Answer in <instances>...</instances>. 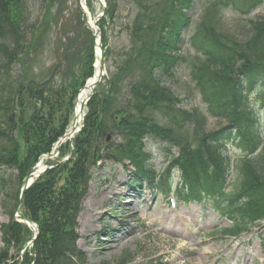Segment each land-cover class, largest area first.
<instances>
[{
  "label": "trees",
  "instance_id": "trees-1",
  "mask_svg": "<svg viewBox=\"0 0 264 264\" xmlns=\"http://www.w3.org/2000/svg\"><path fill=\"white\" fill-rule=\"evenodd\" d=\"M105 1V16L99 25L107 57L110 51L103 23L109 18L114 24L118 2ZM130 1L134 11L128 33L130 45L120 52L121 59L110 77L95 88L80 132L72 143L59 147L60 158L66 153L70 158L52 164L23 195V214L38 224L39 235L31 248L34 256L27 252L20 264H85L83 252L77 247V217L92 177L90 165L100 159H127L135 168L132 178L140 183L146 180L155 188V170L146 164L151 157L146 149L149 140L159 143L168 158V169L177 166L181 171L183 180L178 193L183 200H212L213 209L230 220V227L220 229L222 234L238 235L264 220V153L254 158L264 143V128L259 127L247 103L248 94L264 86V18L251 23L252 33L245 42L224 35L220 38L207 30H198L193 37V47L204 58L193 71L196 88L207 115L226 121L207 130L195 109L177 108L178 99L161 85L162 79L172 76L183 61L184 34L192 22L196 0ZM208 1L218 9L241 15L262 3ZM17 4V0H0V45L5 46L0 47V169L16 165L21 179L65 133L75 95L92 75L93 54L92 35L87 29V48L82 57L76 58L82 64L80 70L75 72L73 64H67L70 54L63 57L69 70L67 82L57 81L60 64L47 77L36 79L34 71L30 76L28 66L47 26L45 20L37 25L23 24L25 18ZM48 15L46 11L44 16ZM27 29L31 32L28 39ZM82 36L76 34L74 41L79 42ZM13 61L18 68L10 67ZM19 141L24 145L22 158ZM100 144L107 150L103 156L98 155ZM228 144L243 156L238 165V186L231 191H226L227 175L223 174L226 166L228 172L224 149ZM172 148H177V156ZM5 182V176L0 174V187ZM3 227L4 241L8 242L7 238H14L18 232V224ZM4 259L0 252V264ZM125 261L124 258L121 263Z\"/></svg>",
  "mask_w": 264,
  "mask_h": 264
},
{
  "label": "rangeland",
  "instance_id": "rangeland-1",
  "mask_svg": "<svg viewBox=\"0 0 264 264\" xmlns=\"http://www.w3.org/2000/svg\"><path fill=\"white\" fill-rule=\"evenodd\" d=\"M117 2L114 24L109 18L103 23L110 51L106 57L107 71L104 81L110 77V72L114 71L116 62L121 59L120 52L128 48L131 40L128 33L134 16L133 4L130 0ZM17 3L16 7L22 18H25L23 24L37 25L45 20L47 26L42 43L38 51L33 53L31 64L28 66L30 76H33L34 71L36 79L39 76L47 77L53 67L60 64L62 69L57 81L67 82L69 70L66 65L73 64L75 72H78L82 64L76 58L83 56L89 42L86 22H83L81 10L77 9V1L17 0ZM86 5L92 19L101 12L97 0H86ZM46 11L49 12L48 16H44ZM260 18H264V0L247 15L218 9L208 0L194 2L192 23L185 33L186 42L182 49L183 61L172 76L162 79L161 85L173 92L178 99L177 108L184 111L195 109L199 122H202L207 130L216 129L226 121L209 117L200 98L193 71L203 63L204 58L193 47L192 37L198 30H207L218 34L220 38L224 35L245 42L252 33L251 23ZM78 33L83 36L79 42H75L74 38ZM30 35L28 30L27 39ZM7 39H10V36ZM255 50L257 49H253ZM66 53L71 55L67 64L66 59H63ZM93 58L94 64V51ZM10 67L18 68L19 65L13 61ZM247 103L255 113L259 127L263 129V85L248 94ZM19 142V157L22 158L24 145ZM159 148L156 141L149 140L146 143L147 151L151 152L146 164L153 165L156 172L160 173L157 181L160 182L154 190L148 187L146 182L140 185L131 179L133 169L126 159L123 163L100 159L99 164L95 162L90 165L92 177L87 183V194L82 199V209L77 217V231L80 234L77 245L83 252L85 264H122L124 258L126 264H264V220L247 232L230 236L220 231L230 227V222L212 208L215 203L212 207L209 201L202 204L181 200L175 205L170 203L171 195L178 193L177 188L182 184L183 177L177 166L170 169L166 167V157L161 154ZM224 149L229 165L228 172L226 166L223 174L228 178L226 191H231L238 186V165L243 156L233 145L225 146ZM106 151L104 144L98 146V155L103 156ZM176 152L174 148V153L177 154ZM260 153H264V145L254 158ZM59 160H63L60 155L49 158L45 165L51 166ZM31 168L32 166L30 170ZM30 170L19 179L16 165L3 166L0 169V174L6 179L5 184L0 187V252L5 255L2 264H20L29 249L24 247L33 232L17 221L15 213L17 210L21 216H25L23 199L18 209L16 206L20 188ZM167 188L171 189V193L166 198ZM9 223L18 224V232L14 238H7L8 242H5L3 226Z\"/></svg>",
  "mask_w": 264,
  "mask_h": 264
},
{
  "label": "water",
  "instance_id": "water-1",
  "mask_svg": "<svg viewBox=\"0 0 264 264\" xmlns=\"http://www.w3.org/2000/svg\"><path fill=\"white\" fill-rule=\"evenodd\" d=\"M101 7H102V13L100 15H98L95 19H94V22L97 21L99 19V17H101L104 13V9H105V4L103 2V0H98ZM86 15H87V18H89L87 12L85 11ZM92 28V32H93V37H94V45L98 46L99 50H100V66H99V69H100V73L98 74V78L96 80H94L91 84V91L90 93L88 94V96H86L83 100V106L84 104L87 103V101L89 100V98L93 95V89L94 87H96L99 82L101 81L102 79V76L104 74V71H105V63H104V49L102 48L101 44L99 43V29L98 28H94V27H91ZM83 126V118H82V122L80 124V126L78 127L77 124H74L72 125V127L70 128L69 132L65 135H63L61 138L58 139V141L55 143L54 145V148H53V151L49 154H45L44 156H42L43 159L45 158H50L54 155L57 154L58 152V147L60 146V144H62L65 140H71L81 129V127ZM38 165V164H37ZM37 165H35L31 171L27 174V176L25 177L24 179V183H23V186L21 187L20 189V194H19V201H18V204L16 206V209H18L20 207V204L22 202V198H23V195H24V192L26 191V189L28 188V186L35 180V178L37 176H39L45 169L46 167H44V169H40L38 170L37 168ZM17 212V210H16ZM16 217L19 219V221L23 222L24 224H26L29 228H31L34 232V235L33 237L31 238V240L27 243L28 246H31L35 239L37 238L38 234H39V230L38 228L35 227L34 223L30 220H28L27 218L25 217H21L20 215L16 214Z\"/></svg>",
  "mask_w": 264,
  "mask_h": 264
},
{
  "label": "bare ground",
  "instance_id": "bare-ground-1",
  "mask_svg": "<svg viewBox=\"0 0 264 264\" xmlns=\"http://www.w3.org/2000/svg\"><path fill=\"white\" fill-rule=\"evenodd\" d=\"M85 1L86 0H81L82 5L84 6V9L88 10L87 5H85ZM88 15L90 16V14L88 13ZM90 24H92V18H90ZM95 50H96V60L95 63L93 65V74L92 76L86 81V84L82 87V89L79 91L78 96H77V101L75 103V107H74V118L72 121V125L77 124V126L79 127L81 122H82V118H83V113H84V106L83 104V100L84 98L90 93L91 91V84L92 82L98 78V74L100 73V63H99V48L98 46H95ZM71 125V126H72ZM42 166H44V163H42V161H40L37 165V169L40 170L42 169Z\"/></svg>",
  "mask_w": 264,
  "mask_h": 264
}]
</instances>
